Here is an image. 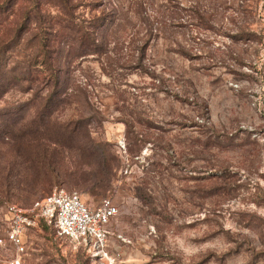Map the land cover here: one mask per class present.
I'll return each instance as SVG.
<instances>
[{
    "label": "rangeland",
    "instance_id": "374dc122",
    "mask_svg": "<svg viewBox=\"0 0 264 264\" xmlns=\"http://www.w3.org/2000/svg\"><path fill=\"white\" fill-rule=\"evenodd\" d=\"M68 1L99 53L61 43L64 103L0 100V238L10 204L64 188L117 205L114 264H264V0ZM33 2L12 65L34 33L53 43L61 9L0 0V45ZM26 246L21 264L109 263L48 226Z\"/></svg>",
    "mask_w": 264,
    "mask_h": 264
},
{
    "label": "trees",
    "instance_id": "16d2710c",
    "mask_svg": "<svg viewBox=\"0 0 264 264\" xmlns=\"http://www.w3.org/2000/svg\"><path fill=\"white\" fill-rule=\"evenodd\" d=\"M51 1L56 3L61 9V12H59L60 16H58L54 22L56 30L54 34H51L53 36V38H51L53 39L52 44L50 41L48 42V39L44 37L40 31H38L33 35L34 39L32 40V44L31 42L30 44L26 43V45H31V51L24 52V58H22L21 61H16L15 65L9 63L12 56L8 55V52L12 53L17 49L20 38L30 29L32 21L37 20L38 23V19L41 17L40 11L42 10L40 3L33 2L32 5L25 9L26 12L23 22L16 30H13L14 34L11 41L8 44L0 45V100L11 89L16 87L22 93L34 92V97L30 101L24 102L25 104L31 102L34 104L37 102L39 94L41 93L46 95L43 98L44 107L53 106L56 101L64 103L65 100L61 95H67L69 84L68 78L64 76L66 73L65 69H63L60 64L61 52L63 50L61 43L68 44L69 49L66 53L67 59H75L88 54L99 53V43L97 39L91 35L84 23L76 19L72 6L68 3L69 1ZM1 17L2 11H0V19ZM66 39H68V42ZM40 57H43V59L40 60ZM53 63H55L54 66ZM99 175L104 177L102 174ZM41 226L51 227L56 232L54 224L46 221H42L40 225L35 228H30L28 232L38 229ZM62 237L67 238L65 236ZM26 252L27 247L25 254Z\"/></svg>",
    "mask_w": 264,
    "mask_h": 264
},
{
    "label": "built area",
    "instance_id": "2783aa9c",
    "mask_svg": "<svg viewBox=\"0 0 264 264\" xmlns=\"http://www.w3.org/2000/svg\"><path fill=\"white\" fill-rule=\"evenodd\" d=\"M118 213L119 209L111 198L89 205L80 194L64 188H55L27 207L10 204L5 212L4 237L0 238V244L12 252L6 263H22L28 230L46 221L54 224L59 236L85 245L93 256L114 264L110 249L111 225Z\"/></svg>",
    "mask_w": 264,
    "mask_h": 264
}]
</instances>
